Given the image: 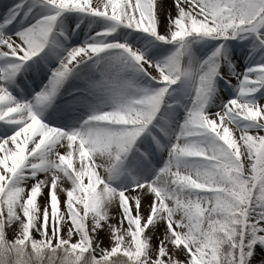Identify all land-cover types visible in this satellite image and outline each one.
<instances>
[{"label":"snow or ice","instance_id":"obj_1","mask_svg":"<svg viewBox=\"0 0 264 264\" xmlns=\"http://www.w3.org/2000/svg\"><path fill=\"white\" fill-rule=\"evenodd\" d=\"M2 7L0 264H264V0Z\"/></svg>","mask_w":264,"mask_h":264},{"label":"rangeland","instance_id":"obj_2","mask_svg":"<svg viewBox=\"0 0 264 264\" xmlns=\"http://www.w3.org/2000/svg\"><path fill=\"white\" fill-rule=\"evenodd\" d=\"M13 2V0H0V13H2L4 11L2 5L5 3L11 4Z\"/></svg>","mask_w":264,"mask_h":264}]
</instances>
